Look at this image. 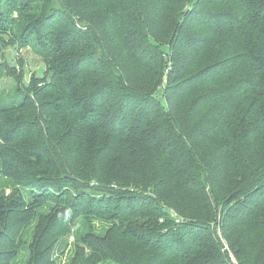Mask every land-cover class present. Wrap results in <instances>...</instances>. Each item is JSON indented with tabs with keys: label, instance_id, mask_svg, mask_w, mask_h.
Returning a JSON list of instances; mask_svg holds the SVG:
<instances>
[{
	"label": "trees",
	"instance_id": "obj_1",
	"mask_svg": "<svg viewBox=\"0 0 264 264\" xmlns=\"http://www.w3.org/2000/svg\"><path fill=\"white\" fill-rule=\"evenodd\" d=\"M6 37L46 65L13 101ZM66 234L70 264H264V0H0V264Z\"/></svg>",
	"mask_w": 264,
	"mask_h": 264
},
{
	"label": "rangeland",
	"instance_id": "obj_2",
	"mask_svg": "<svg viewBox=\"0 0 264 264\" xmlns=\"http://www.w3.org/2000/svg\"><path fill=\"white\" fill-rule=\"evenodd\" d=\"M6 37V42L11 43L3 50V61L7 62L10 66L15 67V72L19 77L16 78L10 71L2 78L1 88L3 91V98L6 100H16L24 97L28 90L27 86H31L34 82V76L43 77L46 65L39 55L37 44L24 45L25 39H15V43L9 42ZM47 78L49 75H46ZM45 82H41L40 85ZM110 226V225H109ZM221 236V234H220ZM224 245H227L224 242ZM54 257L55 264H70L72 257L75 256V237L74 235L66 234L63 237H58L54 244ZM229 257L233 264H239L236 256L230 251Z\"/></svg>",
	"mask_w": 264,
	"mask_h": 264
}]
</instances>
